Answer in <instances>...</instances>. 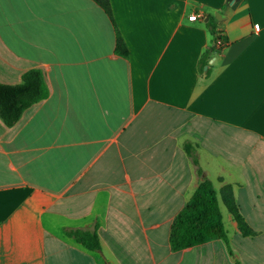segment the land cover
I'll use <instances>...</instances> for the list:
<instances>
[{
  "label": "crops",
  "instance_id": "0c3cea01",
  "mask_svg": "<svg viewBox=\"0 0 264 264\" xmlns=\"http://www.w3.org/2000/svg\"><path fill=\"white\" fill-rule=\"evenodd\" d=\"M109 5L112 20L93 0H0V83L38 70L47 87L13 126L0 119V264H264V0ZM204 179L226 238L174 252L173 220ZM75 230H96L99 251Z\"/></svg>",
  "mask_w": 264,
  "mask_h": 264
},
{
  "label": "trees",
  "instance_id": "16d2710c",
  "mask_svg": "<svg viewBox=\"0 0 264 264\" xmlns=\"http://www.w3.org/2000/svg\"><path fill=\"white\" fill-rule=\"evenodd\" d=\"M103 12L112 20L109 0H93ZM214 41L223 37L216 31L214 19L205 24ZM213 48L206 49L199 60V72H204L207 61ZM115 53L127 57V48L119 33H116ZM47 95V87L43 75L38 70H32L22 76L20 84L5 85L0 83V119L6 127L13 126L21 114L43 100ZM184 150L194 165L197 160L193 149L185 144ZM222 199L225 207L235 220L238 229L245 236L253 232L247 227L238 213L233 200L232 190L229 186L223 188ZM67 236L91 252L99 251V242L96 230L93 232L70 231ZM225 231L217 203V197L212 184L204 179L196 188L181 212L175 217L170 230V247L174 252L191 248L214 240H225Z\"/></svg>",
  "mask_w": 264,
  "mask_h": 264
},
{
  "label": "built area",
  "instance_id": "2783aa9c",
  "mask_svg": "<svg viewBox=\"0 0 264 264\" xmlns=\"http://www.w3.org/2000/svg\"><path fill=\"white\" fill-rule=\"evenodd\" d=\"M188 20L189 21H196L197 20V17H196V15H191V16L188 17ZM254 28H255V31L258 30V27L257 26H254ZM225 44L226 43H225V40L224 39L214 41L213 46H214L215 51L216 52H219L225 46Z\"/></svg>",
  "mask_w": 264,
  "mask_h": 264
},
{
  "label": "water",
  "instance_id": "95a60500",
  "mask_svg": "<svg viewBox=\"0 0 264 264\" xmlns=\"http://www.w3.org/2000/svg\"><path fill=\"white\" fill-rule=\"evenodd\" d=\"M238 1H240V0H227V3H228L229 5H233L234 3L238 2ZM215 18H216L217 20H220V19H221V17H220L219 15H215Z\"/></svg>",
  "mask_w": 264,
  "mask_h": 264
}]
</instances>
